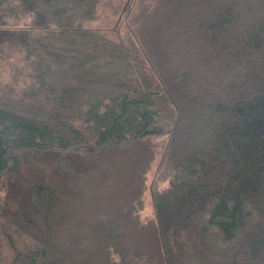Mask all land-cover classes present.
Here are the masks:
<instances>
[{
  "label": "trees",
  "instance_id": "16d2710c",
  "mask_svg": "<svg viewBox=\"0 0 264 264\" xmlns=\"http://www.w3.org/2000/svg\"><path fill=\"white\" fill-rule=\"evenodd\" d=\"M101 1L0 0L42 30L0 85V264H264V0H116L115 37Z\"/></svg>",
  "mask_w": 264,
  "mask_h": 264
},
{
  "label": "rangeland",
  "instance_id": "374dc122",
  "mask_svg": "<svg viewBox=\"0 0 264 264\" xmlns=\"http://www.w3.org/2000/svg\"><path fill=\"white\" fill-rule=\"evenodd\" d=\"M125 6L126 4L123 3V1L102 0L97 7L96 18L87 21L85 26L99 30L111 37H115L117 34H121L124 28L122 21L123 18H125L123 15V8H125ZM112 7L114 8L112 9ZM114 9L118 10V12H115ZM32 20L33 18L31 15L20 14L16 17L8 18V22L0 24V85L6 83L10 84L15 81L14 84H16L21 81V77L26 70V58L29 57L31 60L28 46L42 31L40 26ZM156 141L157 154L151 169L147 172L145 177V188L142 194V209L140 210V217L142 219L154 217L153 192L167 185L166 180H156V169L160 164L166 138L160 137ZM24 167L28 172L32 165L25 162ZM4 196L6 197L5 189L3 186H0V205L2 201H4ZM0 256H10V250L3 242L0 244Z\"/></svg>",
  "mask_w": 264,
  "mask_h": 264
}]
</instances>
